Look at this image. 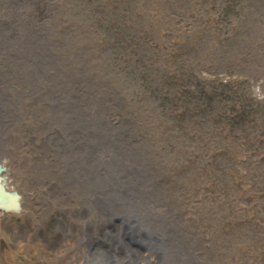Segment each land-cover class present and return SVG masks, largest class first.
Returning <instances> with one entry per match:
<instances>
[{
    "label": "rangeland",
    "instance_id": "374dc122",
    "mask_svg": "<svg viewBox=\"0 0 264 264\" xmlns=\"http://www.w3.org/2000/svg\"><path fill=\"white\" fill-rule=\"evenodd\" d=\"M191 1L204 9L180 17L182 0H171L167 11L160 0H0V22H8L0 25V145L2 111L6 100L14 101L8 87L22 86L25 65L36 72L54 66L74 98L99 90L98 97L111 98L107 106L113 118L127 121L124 106L132 126L142 116L150 121L148 131L145 123L140 126L147 132L142 141L160 143L161 136L164 150L156 146L157 157L187 195L196 186L203 190L206 175L213 174L215 184L203 198L193 197V204L167 199L149 179L148 206L163 210L165 217L162 223L149 220V242L137 231L128 236L130 248L156 254L135 264H264V0ZM212 34L206 49L195 40L180 47L186 37L202 40ZM210 57L220 72L210 67ZM13 108L23 114V104ZM15 122L17 131L18 116ZM126 130L133 131L128 123ZM254 134L262 135L257 144ZM31 141L23 139L27 147ZM188 175L192 179L186 183ZM52 208L48 193L34 200L36 212ZM87 209L94 214L90 205ZM13 212L0 215V264L3 256L8 264H61L38 250L48 245L53 228L56 238L58 228ZM156 237L161 239L152 247ZM93 238L85 264L103 263L90 261L97 251L109 257L119 253Z\"/></svg>",
    "mask_w": 264,
    "mask_h": 264
},
{
    "label": "bare ground",
    "instance_id": "6f19581e",
    "mask_svg": "<svg viewBox=\"0 0 264 264\" xmlns=\"http://www.w3.org/2000/svg\"><path fill=\"white\" fill-rule=\"evenodd\" d=\"M170 2L171 0H160L159 7L162 6L167 11ZM182 4L185 7L178 12L180 17H191L195 15L194 10L204 9L191 0H182ZM158 13L161 15V12ZM5 24L8 22H0V25ZM119 30L123 32V29ZM214 35H208L202 40L196 35L186 37L180 47L185 49V42L195 40L206 49L205 45L213 43ZM205 49L201 51L205 52ZM206 56H201L203 59L197 61L198 65H203ZM209 62L211 68L220 72L219 64L212 62L211 57ZM170 63H166L167 66ZM57 66L61 68L59 62ZM21 72L24 80L20 88L11 83L14 89L13 86L2 89L5 92L6 89L9 90L14 101L6 100L7 108L2 111L0 215L15 196H20L19 208L12 210L17 216L26 217L27 221L30 218L35 220L36 217V220L45 224L53 223V227L58 228L57 239L52 235L55 231L52 227L48 245L38 250L57 263L85 264L86 250L89 252L92 241H95L93 234L98 239L107 241L108 246L119 253L109 257L102 251H97L90 257L92 263L102 261V264H114L115 261L106 260L109 258L116 259L115 264H135L137 259L146 260L149 254L150 260L154 259V252L145 254L127 244L128 236L135 234V231L144 242H149V220L158 219L162 223L161 219L165 217L163 210H151L148 206L151 204L149 193L152 188L147 185L149 179L154 185L161 186L167 199L177 198L180 203L193 204V197L198 194L203 198L209 187L215 184L213 174L206 175L203 190L196 186L191 188V191L196 192L187 195L183 184L165 172L157 157L156 146L161 145L164 150L161 136L160 143L142 141L143 134L147 132L143 133L140 126L143 127L145 123L146 130H149L150 121L147 122L146 118H135L132 126L133 117L126 112L124 106L127 121H123L124 118L119 120L120 117L113 118L107 106L111 98L107 100L105 97H98L99 90L94 91L95 95L74 98L75 91L71 85H64L63 78L58 77L61 73L54 66L36 72L34 68L25 65ZM78 92L83 93L82 86L78 88ZM14 103L23 104V114H15ZM117 108L119 112L118 105ZM17 116L19 128L15 131ZM127 123L132 128V133L127 132ZM15 132H18L15 137L19 138L13 142ZM155 132L159 130L156 129L151 134ZM136 133L140 135V140ZM23 139L25 142L32 140L28 147ZM257 143L258 141L255 142ZM174 146L175 143L169 144L168 152L171 153ZM143 151L147 153L146 156H143ZM229 167L231 166L227 167L228 175L232 173ZM2 168L4 170L1 171ZM193 169L197 170L195 166ZM150 170L153 171L151 175L148 173ZM154 173L155 177L151 178ZM186 178L192 179L190 175ZM188 182L186 179V183ZM46 193L52 199L54 208L48 212L45 209L34 211V200H40ZM144 199L147 203L142 202ZM89 205L94 214L87 212ZM191 213L193 214L192 210ZM57 222L60 224L58 227ZM180 229L185 230L186 226L182 225ZM159 239L161 238L156 237L151 246ZM187 242L185 239L182 241L183 244ZM3 258L1 264H8L5 256Z\"/></svg>",
    "mask_w": 264,
    "mask_h": 264
},
{
    "label": "water",
    "instance_id": "95a60500",
    "mask_svg": "<svg viewBox=\"0 0 264 264\" xmlns=\"http://www.w3.org/2000/svg\"><path fill=\"white\" fill-rule=\"evenodd\" d=\"M4 170V168L1 169V171ZM20 196H15L12 200V202L9 204V207L7 209H2L5 212H11L12 210H17L20 206ZM4 202H6V200H3ZM7 203V202H6ZM8 209H11V211H7ZM15 212V211H14ZM13 212V213H14Z\"/></svg>",
    "mask_w": 264,
    "mask_h": 264
},
{
    "label": "trees",
    "instance_id": "16d2710c",
    "mask_svg": "<svg viewBox=\"0 0 264 264\" xmlns=\"http://www.w3.org/2000/svg\"><path fill=\"white\" fill-rule=\"evenodd\" d=\"M257 120H259V118L257 119ZM259 131L260 132H262V126L261 127H259ZM253 134V133H252ZM256 137L253 139V142L255 143V142H260V140H261V136L262 135H257V134H254Z\"/></svg>",
    "mask_w": 264,
    "mask_h": 264
}]
</instances>
